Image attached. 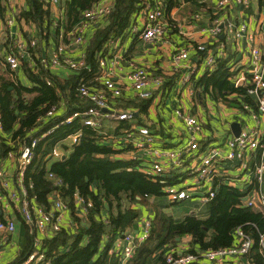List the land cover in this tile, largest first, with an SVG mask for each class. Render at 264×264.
Instances as JSON below:
<instances>
[{"label": "trees", "instance_id": "trees-1", "mask_svg": "<svg viewBox=\"0 0 264 264\" xmlns=\"http://www.w3.org/2000/svg\"><path fill=\"white\" fill-rule=\"evenodd\" d=\"M27 1L29 5L26 9L19 12L17 9V20L35 25L38 38L56 35L68 46L66 50L69 48L67 33L81 22L86 10L100 3V0H62L61 19L53 16L49 4L44 0ZM260 3H264V0H260ZM146 5L145 0L114 1L113 11L101 18H109L110 21L101 26L95 25V31L87 42L85 68H71L64 78L60 72L54 73L40 65L36 70L30 65L37 61L34 54L38 49L35 47L30 52L33 54L31 62L26 60L21 66L32 86L14 80H8L3 87L0 86L2 131L10 135L0 140V159L11 153L18 156L22 147L29 144L33 137L54 128L34 148L33 159L25 169L24 185L28 199L43 209L51 208L55 196L62 199L69 207L73 224L63 226L60 231L43 239L40 248L45 259L36 264H120L119 257L111 254L110 249L117 237L137 226L140 217L139 210L127 205V202L145 201L152 195L165 197V187L175 182L173 177L166 175L149 176L138 169L136 161L116 156L121 150L104 142L103 135L85 125L82 118L60 124L67 115L92 105L91 101L80 96L79 85L87 81L92 90L102 86L97 76H100V58L106 54L107 43L113 37L125 35L132 15ZM63 28L64 35H61ZM77 35H72L73 41ZM215 59L217 67L213 71L208 70L198 81L194 77L195 89L201 87L197 95L212 89L225 98L234 92L243 97L245 105L258 110L247 87H236L230 81L233 74L230 70L232 58L220 57L218 53ZM26 94L32 97L28 99ZM63 99L65 111L59 113L57 109L48 116V111L58 106ZM139 101L137 106L140 112H146L151 101ZM123 122H126L125 128H131L127 121ZM78 132L82 134L78 143L72 146L61 143L69 135ZM59 143L63 149L71 151L65 159L52 160L49 155ZM179 177L176 179L179 180ZM217 187L215 196L206 203L208 217L205 219L188 215L182 220H175L157 210L149 238L127 264H169L167 256L170 252L163 248L176 245L187 235L192 237V241L185 252L230 247L236 244L238 228L245 230L253 239V245L245 255L248 262L264 264V248L260 244L261 235L264 234V211L246 206L242 200L244 194L238 188L227 184ZM78 197L85 201V213L79 212L81 207ZM31 239L26 256L35 251L34 238ZM160 249L162 251L153 263V254Z\"/></svg>", "mask_w": 264, "mask_h": 264}, {"label": "crops", "instance_id": "crops-1", "mask_svg": "<svg viewBox=\"0 0 264 264\" xmlns=\"http://www.w3.org/2000/svg\"><path fill=\"white\" fill-rule=\"evenodd\" d=\"M102 1L108 0H100L99 2ZM112 1L114 2L115 0ZM146 2V7L132 15L130 27L127 30L128 32L123 36L113 37L109 40L106 45L108 47L106 54L102 56L107 58L108 64L104 70L100 66V74L111 71L112 78L123 91L122 97L111 101V108L113 110L134 111L135 118L127 122L131 125V128H125L126 122L121 120L104 118L102 119V125L98 132L103 135L104 142L114 146L117 150H121L116 156L136 161L138 169L146 172L148 170L147 168L151 166V158L147 150H138L136 148L139 128H149L155 139L154 146L169 150H179L188 146L189 131L184 119L178 116V110L182 111L183 115L197 117L202 130L199 136V149L195 151H184L183 166L177 169H170L161 174L163 176L173 177L175 182L171 185L177 186V184H181L182 187H177L191 194V196L185 199L176 201L171 200L168 194L165 195L166 200L168 199L170 203L180 202L185 204V206L177 212H173L168 207L169 204L167 205L166 201H162L163 197L155 195L147 197L145 201L127 202V205L130 204L140 212V217L136 223L137 226L127 230L128 232H134L136 234L142 233L144 219H151L153 226V218L157 210H161L175 220H182L190 214L202 219L207 218V204L202 202L204 189L196 187L195 175L192 171L193 166L198 163L200 157L210 147H220L224 153L228 152V140L236 137L240 128L241 131L256 129L264 135V114L259 110H255L250 105H248V108H245L243 97L238 93L233 92L224 98L214 93L211 89L210 92H202L197 95L201 87L195 89V84H193L194 77L198 81L208 70L213 71L217 67V64L212 68L205 67L204 52L198 51L195 48L190 49L189 58L183 61L180 67L175 65L173 59L175 54L181 49L188 48L191 43L193 45H205L215 55L224 51L225 55L220 57L232 58L230 68L233 72L232 76L239 72H244L247 76L245 83L250 84L252 78L251 73L253 71V66L250 61V48L251 46H260L262 43L264 3H260V0H247L248 3L245 4L243 3L244 1L230 0L226 6L219 8V0H145ZM62 3L50 7L55 18L63 19ZM15 4L18 12L26 9L29 5L27 0H15ZM147 6L159 8L163 12L160 20L166 26V39L162 42H148L140 36L141 30L147 22ZM7 8V3L1 0L0 19L4 24V32L3 36L0 37V86L3 87L8 80H14L16 82L20 81L30 87L32 86V82L21 68L15 71L13 70V72L10 70L8 64L5 62V54L11 50H17V47L14 45L16 41L30 44L31 39L39 37L38 31L35 25L18 21L17 17L13 26H7L5 24V19L8 14ZM216 16H219L222 20V24L220 25L222 31L218 36L213 35L211 32L215 24L213 20ZM109 21V18H104L94 22L85 31V40L82 44H75L73 41L72 35L74 34V27L73 31L68 32L66 35L67 40H69V48L65 51L64 55L79 60L81 54L85 52L88 40L95 31V25L101 26L103 23L107 24ZM230 25L233 26L234 30L241 28L243 25H246L247 29L240 36H236L229 31ZM61 35H64V28L61 30ZM61 41L62 39L60 40L54 34L41 37L38 38L37 49L39 51L41 50L45 56H52L54 49H56ZM114 57L121 61L119 67L114 68L112 66L111 60ZM136 66L145 67L149 71L151 80H154L156 77H162L164 79L163 87L158 90L156 88L154 89L153 96L149 98L151 101L149 108L143 113L140 112L137 106L138 102H140L139 100L143 98L137 95L136 90L133 89L128 79V73ZM85 67L83 66L81 68ZM70 69L69 66H61L51 70L54 73L60 72L59 74H63L62 77L64 78L67 77L66 75L71 71ZM191 70H194L192 83L183 85L180 82L182 77ZM230 81L234 84L232 77ZM83 82L88 84L87 81ZM99 84L101 85L102 83L100 82ZM149 88L152 89L153 85L149 86ZM252 95L253 101H256V106L258 107V95ZM31 97L32 95L26 94V98L29 99ZM64 100H60L59 105L55 106L56 111L58 109L59 113L64 112L66 109ZM126 131L135 132V137L132 142H127L120 137ZM3 136L10 137V135H6L1 131L0 140ZM63 142L70 146V140H62L61 143ZM58 146L62 155L59 158L51 156L52 160L63 159V156L65 155L67 157L71 151L63 149L60 144ZM135 156L137 158H134ZM247 157L249 159L247 161L249 164L248 171H242L240 169L239 165L242 160L239 158L222 162L221 166L222 170H224L225 177L211 183L214 186V190H217V186L221 184L236 187L244 194L242 200L245 201L250 194L254 180L252 168L255 161L260 159V152L259 150L248 151L245 158ZM0 169L8 176L12 189L17 190L15 184V177L18 170L16 156L11 153L4 159H0ZM177 176H180L179 180L176 179ZM137 199L140 200L141 197L138 196ZM6 201H8L7 194L0 180V218H4L5 220L11 219L16 223V229L14 231L0 233V264H21L30 256H26V254L32 241L31 237L34 238L33 242L35 243L37 236L42 240L45 235L36 233L34 229L25 223L22 215L18 212L17 206L12 204L9 208H6ZM79 212L83 213L82 209H79ZM70 220L71 214L68 212L66 215V223ZM191 241L192 237L187 235L176 245L163 249L166 252H171L172 249H188ZM238 242L237 237L236 244ZM161 251L162 249L157 250L153 254V263H155ZM192 264H249V262L245 256H232L223 262H211L202 255Z\"/></svg>", "mask_w": 264, "mask_h": 264}, {"label": "built area", "instance_id": "built-area-1", "mask_svg": "<svg viewBox=\"0 0 264 264\" xmlns=\"http://www.w3.org/2000/svg\"><path fill=\"white\" fill-rule=\"evenodd\" d=\"M8 5V14L5 19V24L7 26H13L16 19L17 7L15 0H4ZM49 6L61 4L62 0H44ZM247 4V0H239V2ZM230 0H219L218 7L223 8L226 6ZM114 8V2L112 0L102 1L96 6L86 10L84 12L83 20L75 26L74 33L78 35L74 39L75 44H82L85 40V31L97 20L109 15ZM147 22L145 27L141 30L140 36L152 43L164 41L166 35V26L160 17L163 12L159 8H152L147 6ZM214 26L211 29L213 35L218 36L221 33L222 20L219 16L213 20ZM3 22L0 19V37L3 36ZM247 29L246 25L241 28H236L234 30L233 26L230 25L229 31L234 33L236 36H240ZM263 39L260 46H251L250 56L251 65L253 66V71L251 73V83L246 84L245 81L247 76L244 72H239L236 75L231 76L232 81L236 87H247V91L250 94L258 95V110L264 114V28H263ZM62 37V36H61ZM37 40L35 38L31 39L30 44L26 42L16 41L14 45L17 50H11L5 54V62L10 66L12 70H17L21 68L23 62L29 60L31 62L33 54L30 52L33 48L37 47ZM68 46L60 42L56 49H54L52 56L42 54L41 50L35 52L37 61H33L30 65L38 69V66L45 69H55L61 66H69L72 69H79L86 65V54L83 52L79 60H75L68 56H65V51ZM195 48L198 51L204 52L205 67L212 68L216 64V55L212 50L208 49L205 45L189 44L188 48L181 49L174 56L175 65L179 66L181 63L189 58L190 49ZM219 55H225L224 51L219 52ZM107 58L101 57L100 66L104 70L108 62ZM112 66L119 67L121 61L117 58H112ZM194 76V70H191L188 74H185L181 83L191 84L192 78ZM230 77V78H231ZM128 79L131 82V86L136 90L137 95L143 99H149L153 96V91L156 88L161 89L164 85V79L162 77H156L151 80L149 71L143 66H136L131 72L128 73ZM98 80L102 83V86L92 90L87 83H81L79 85L78 91L80 96L88 101L92 102V105L82 111H75L70 115H67L60 124L71 123L76 118H82L81 121L88 126H91L95 130L100 131L102 125V119H115L121 121L130 122L134 120L135 113L131 110H113L110 106L111 101L120 98L123 95L122 88L115 82L112 78V72L108 71L104 74H100ZM50 84L51 82L48 81ZM153 85L150 89L149 86ZM245 105V108H248ZM56 112V107L51 108L47 115L51 116ZM178 116L182 117L186 123L189 131V141L188 146L179 150H169L161 149L154 146V136L147 127H141L138 129V140L136 141V148L138 150H147L148 155L151 158V166L146 170V174L149 176H159L162 173L167 172L170 169H177L183 166V152L184 151H195L199 149V136L201 133V124L197 117L193 115H183V112L178 110ZM3 130V124L0 120V132ZM54 128L48 130L44 134L38 137H33L29 144H25L18 156H16V161L18 164L17 175L15 177V184L17 190H13L10 186V181L8 176L0 169V180L3 189L7 194V200L5 207L9 208L10 205L14 204L18 208V212L22 215L27 223L36 233L45 235V237L50 236L58 231H60L63 226L72 225L71 220L66 223V215L69 212L68 205L59 198H55L51 208L49 210L43 209L39 205L33 203L28 199L27 189L24 185V173L28 164L31 163L34 156V148L37 146L38 142L50 134ZM80 132L76 134H71L64 140H70V146L79 142ZM123 140L127 142H132L135 137V132L126 131L121 134ZM60 144V143H59ZM58 144V145H59ZM56 145L50 156L56 158L61 157V152L59 146ZM229 151L224 153L220 147H210L205 153L200 157V160L196 165L193 166L192 171L195 175V184L199 189H204V194L202 196V202L207 203L210 199L215 196L214 186L211 183L217 179L223 178L224 170H222V162L226 160H232L235 158L241 159V164L239 165L242 171H248L249 161L246 157L247 152H252L259 150L260 159L255 161L252 168L253 173V184L247 199L244 201L246 206L255 207L264 211V135L256 129H248L241 131V133L228 140ZM134 158H137L135 156ZM53 177V174H50ZM186 182V181H185ZM201 189V190H202ZM165 191L169 198L173 201L185 199L191 194L178 188L175 185H169L165 187ZM78 202L80 207L85 213L87 211V206L82 197H78ZM16 229V223L14 220H2L0 219V233L6 231H14ZM143 231L141 234H136L134 232H123L115 242L114 247L111 249V253L119 257L120 264H127L131 260L136 250L149 238L152 229V220L147 218L143 221ZM238 237V244L226 247L211 249L204 252L198 251L197 253L185 252L186 249L176 250L172 249L167 256V262L169 264H192L196 262L200 256H204L211 262H223L225 259L232 256L240 257L245 256L251 249L253 245V239L243 230L238 228L236 231ZM44 237V238H45ZM43 238V239H44ZM38 236L36 237L34 247L35 251L31 253L29 258L21 264H31L38 263L45 259L44 254L41 251L42 241ZM260 244L264 248V234L261 235ZM250 264V263H249Z\"/></svg>", "mask_w": 264, "mask_h": 264}, {"label": "rangeland", "instance_id": "rangeland-1", "mask_svg": "<svg viewBox=\"0 0 264 264\" xmlns=\"http://www.w3.org/2000/svg\"><path fill=\"white\" fill-rule=\"evenodd\" d=\"M35 39L37 40V43H38V37H36ZM37 46H38V44H37ZM177 186L182 187L181 184H177ZM162 201L163 202L166 201L167 205L169 204L168 207H170L171 211H173V212H177L178 210L182 209L185 206V204L180 203V202L179 203H170L168 199L166 200V197H163ZM190 215H192V214H190Z\"/></svg>", "mask_w": 264, "mask_h": 264}, {"label": "water", "instance_id": "water-1", "mask_svg": "<svg viewBox=\"0 0 264 264\" xmlns=\"http://www.w3.org/2000/svg\"><path fill=\"white\" fill-rule=\"evenodd\" d=\"M222 27H223V25H222ZM263 70H264V68H263ZM240 133H241V128H240L239 132L236 134V136H238ZM65 157H66V156L64 155V156H63V159H64Z\"/></svg>", "mask_w": 264, "mask_h": 264}]
</instances>
